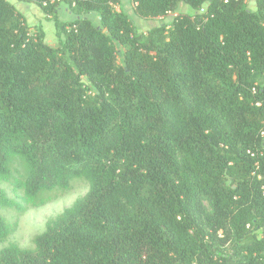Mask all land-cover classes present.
Segmentation results:
<instances>
[{"label":"trees","instance_id":"16d2710c","mask_svg":"<svg viewBox=\"0 0 264 264\" xmlns=\"http://www.w3.org/2000/svg\"><path fill=\"white\" fill-rule=\"evenodd\" d=\"M25 1L58 46L0 0V209L88 192L31 248L0 214V264H264V0Z\"/></svg>","mask_w":264,"mask_h":264},{"label":"rangeland","instance_id":"374dc122","mask_svg":"<svg viewBox=\"0 0 264 264\" xmlns=\"http://www.w3.org/2000/svg\"><path fill=\"white\" fill-rule=\"evenodd\" d=\"M25 19L29 25L30 32L34 33L37 26H40L45 33L44 43L50 47H57L58 40L55 37L54 23L50 16L45 15L41 9L32 1L25 0H8ZM134 0H121L120 5L114 8L126 13L133 21L134 25L140 32H146L148 29L162 25L169 24L172 18L179 14H192L189 7L183 5L178 6L177 9L170 11V14L157 19H144L136 16L134 12ZM243 8L253 11L255 9L254 0H245ZM57 10V17L60 21H68L70 16L65 10L63 4L55 6ZM9 197H13L11 188L7 185L2 186ZM88 192V185L84 181H74L68 191L60 192L53 191L48 195L50 202L44 206L37 208H29L25 213L18 214L12 209H0V214L3 215L8 222L15 224V230L4 244H17L21 248H31L32 240L36 235L41 234L45 229L46 222L60 214L65 208L72 205V203L83 197Z\"/></svg>","mask_w":264,"mask_h":264},{"label":"built area","instance_id":"2783aa9c","mask_svg":"<svg viewBox=\"0 0 264 264\" xmlns=\"http://www.w3.org/2000/svg\"><path fill=\"white\" fill-rule=\"evenodd\" d=\"M55 1H60V0H46V1H44V2H42V5L43 6H46V5H48V4H53ZM114 8H116V6H114ZM170 14V13H169ZM168 14V15H169Z\"/></svg>","mask_w":264,"mask_h":264}]
</instances>
